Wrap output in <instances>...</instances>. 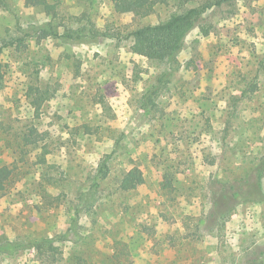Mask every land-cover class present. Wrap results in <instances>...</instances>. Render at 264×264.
<instances>
[{
    "label": "rangeland",
    "instance_id": "1",
    "mask_svg": "<svg viewBox=\"0 0 264 264\" xmlns=\"http://www.w3.org/2000/svg\"><path fill=\"white\" fill-rule=\"evenodd\" d=\"M47 1L55 15L0 4V166L16 168L0 241L33 244L0 264H264V178L261 202L208 216L209 182L237 190L264 164V0H155L143 18L119 0ZM193 7L177 63L130 50L128 32ZM45 23L88 37L18 42ZM132 167L144 184L119 192Z\"/></svg>",
    "mask_w": 264,
    "mask_h": 264
},
{
    "label": "trees",
    "instance_id": "2",
    "mask_svg": "<svg viewBox=\"0 0 264 264\" xmlns=\"http://www.w3.org/2000/svg\"><path fill=\"white\" fill-rule=\"evenodd\" d=\"M25 3L33 7L42 8L47 15H55L57 11L56 5L49 3L47 0H25ZM155 3V0H119L117 7L124 13H131L136 17L143 18ZM0 4H2V0H0ZM204 12V8L193 7L181 13L172 14L162 23L134 28L127 34L128 38L131 39L130 50L134 54L150 61H165L170 65L177 63V57L182 51L187 35L198 26V21ZM69 31L62 33L52 27L50 23H45L36 27L33 33L27 29L19 30L21 36L18 37V42L23 43L24 40L34 36L37 32L49 38L61 39L66 42L81 41L83 38L88 37L87 34H84L82 28ZM89 35V37H94V34ZM99 35L104 38L112 37L106 32H101ZM1 76L0 65V79ZM36 157L38 159L37 163H45L43 153ZM15 169V166H0V199L12 185ZM105 169L106 160L97 168L96 173L89 178L88 197L98 188V178L104 173ZM254 176L255 180L250 185H248L249 180L243 178L237 180V190H233L235 181L216 178L209 182L211 206L208 216L210 220L216 221L218 217L235 209L240 204L261 202L263 194L260 190V184L264 178V164H260L257 167ZM144 182L145 177L141 170L138 167H132L124 172L118 180L117 189L122 193L130 192L143 185ZM169 186L170 184H168ZM55 241H57L55 237L44 238L41 240L40 245L46 247ZM32 246L33 244L23 240H2L0 241V254L9 256L19 251L28 250ZM51 263H55L54 259Z\"/></svg>",
    "mask_w": 264,
    "mask_h": 264
}]
</instances>
